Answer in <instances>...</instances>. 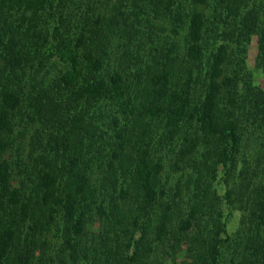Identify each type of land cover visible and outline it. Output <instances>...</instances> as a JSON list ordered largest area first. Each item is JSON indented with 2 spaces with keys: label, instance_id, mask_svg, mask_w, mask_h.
Here are the masks:
<instances>
[{
  "label": "trees",
  "instance_id": "16d2710c",
  "mask_svg": "<svg viewBox=\"0 0 264 264\" xmlns=\"http://www.w3.org/2000/svg\"><path fill=\"white\" fill-rule=\"evenodd\" d=\"M99 2L0 0V264H27L36 246V241L27 237L17 242L18 223L27 219L29 208L21 200L20 190L12 187L16 176L24 180L32 176V192L49 210L52 226L57 225L58 218L65 222L62 264H77L85 258L81 257L80 243L90 211L87 170L98 161V167L107 162L113 171H123V158H132L128 146L133 147L132 153L139 149L136 136L121 125L120 118L158 117L163 114V104L171 105L176 108L178 120L192 121L213 137L216 165L225 169H229L238 153L244 119L258 130L264 128V94L251 93L248 84L243 83L244 63L238 57L257 35L258 59L264 69V0H116L120 14L135 10L130 23L124 19L117 27L126 29L121 31V37L133 39L138 51L152 45L147 30L161 16L171 17V32H185L181 48L192 66L183 69L186 76L181 84L173 79L180 71L174 66L179 44L168 43L171 40L164 42L165 47L161 43L160 48L151 49L148 61L141 55L127 59L125 52L112 61L111 53L117 47L114 41L107 40L104 29L95 30L90 25ZM230 49L234 58L227 56ZM33 64L38 70L33 69ZM143 66H152L149 86L155 105L135 111L129 89L133 80H139ZM156 69L158 72L154 73ZM199 80L206 87L203 98L193 104L192 92ZM26 83H32V94L24 93ZM29 123L37 125L33 150L39 148V155L31 158L35 165L32 173L23 162L24 152L19 150L23 130ZM14 142L16 153L8 155ZM134 161L131 178L142 193V205L147 211L156 201V175L151 173L144 150ZM226 180V205L232 210L234 189ZM115 182L113 190L121 194ZM206 194L204 183L197 177L192 193L196 213L205 209ZM99 210V216L109 222L111 211ZM198 215L193 218L210 222L209 240L188 239L190 245L198 243L192 256L199 255L197 250L204 251L201 264H219L221 234L226 233L224 224L228 217H213L211 212ZM252 215L264 231V198ZM147 237L144 228H140L130 234V242L126 243L114 231L109 237L113 240L103 245L105 253L100 257L107 264H137L141 256L139 245ZM126 244L132 248L128 255H122L119 249ZM258 247L264 264V244Z\"/></svg>",
  "mask_w": 264,
  "mask_h": 264
},
{
  "label": "rangeland",
  "instance_id": "374dc122",
  "mask_svg": "<svg viewBox=\"0 0 264 264\" xmlns=\"http://www.w3.org/2000/svg\"><path fill=\"white\" fill-rule=\"evenodd\" d=\"M123 13L124 15L117 11L116 0H101L90 20L93 29H104L108 34L107 40L114 41L117 46L116 49L114 47V54L111 53L112 61L115 62L123 52L126 53L127 59L141 55L142 59L148 61L151 58V49L155 50L158 46L160 48L161 43L165 47L167 44L164 45V42L171 40L168 43L179 44L176 48L178 59L174 66L179 67L180 71L173 75V79L181 84L186 76L183 69L192 66L186 59L185 50L182 49L185 32L174 34L170 30L171 17L161 16L152 23V28L147 30L151 33L152 45L138 51L133 39L124 40L121 37V31L124 32L126 29L121 30L117 27L118 23L122 25L124 19L130 23L135 10L128 9ZM257 40L258 36L254 35L245 51L238 57L243 58L244 63L243 83L248 84L251 93L254 91L255 94H264V69L258 59ZM232 53L230 49L227 56L234 58ZM33 69H37L34 64ZM151 70L152 66L140 68L139 80H133L129 89L131 106L135 111H142L155 105L149 86ZM53 72V67H50V73ZM156 72L157 69L154 73ZM31 86L32 83H26L24 93L32 94L34 90ZM195 86L192 92L193 104L203 98L206 83L199 80ZM251 93L250 96L253 95ZM162 108L163 114L158 117L143 115L133 120L120 118L121 125L125 129H130L136 136L139 146L134 153L133 147L128 146L132 158L130 160L127 159L128 156L123 158L125 165L123 171L114 168V173L113 166L108 167L107 162L102 168L98 167V161L87 170L86 196L90 211L85 217L80 243L83 252L81 257L85 258L77 264H107L100 256L102 252L105 253L102 250L103 245H108L113 240L109 237L114 235V231L124 242L129 243L130 234L140 228H144L148 237L139 245L141 256L137 264H201L205 257L204 251L197 250L199 255L193 257L192 249H196L198 243L190 245L188 239L205 237V240H209L210 222L206 218L196 216L193 218L195 214L207 212H211L213 217L220 214L228 217L224 224L226 233L221 234L223 244L220 247L219 264H262L258 244H264V231L252 213L264 198V128L258 130L244 119L241 124L242 137L238 153L229 169H225L216 165V146L213 137L203 132L199 125L192 121L178 120L174 113L175 107L163 104ZM36 126V123H29L23 130L19 146V150L24 152L23 162L31 173L35 168L34 160L31 158L39 155L38 147L33 150V139L35 140L37 136ZM16 145L14 142L11 147L9 146L8 155L16 153ZM141 150L146 152L152 175H156L154 179L156 201L147 211L142 205V193L131 178L135 164L133 158L140 154ZM197 177L207 190V205L205 209L199 210V213H196V202L192 198L194 180ZM31 178L24 180L16 176L12 181V187L20 190L21 200L27 203L29 208L27 219L18 223L20 232L17 233V242H22L26 237L36 241L27 264H62L64 257L60 249L63 248V239L66 237L64 234L66 224L63 219L58 218L57 225L52 226L53 220H49V210L41 203L40 196L32 192ZM114 179H117V188L121 194L113 190ZM224 179H227L234 189L235 200L232 210L226 205L225 194L228 186ZM102 192L105 196H102ZM114 207L117 209L112 212ZM99 208H103L107 213L111 211L112 217L109 218V222H106L105 217L99 216ZM131 248L132 246L126 244L119 251L122 255H128ZM114 264L119 262L115 261Z\"/></svg>",
  "mask_w": 264,
  "mask_h": 264
}]
</instances>
